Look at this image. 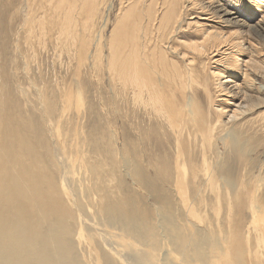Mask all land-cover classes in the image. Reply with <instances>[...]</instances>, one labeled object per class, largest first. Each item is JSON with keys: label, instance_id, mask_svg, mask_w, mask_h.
I'll list each match as a JSON object with an SVG mask.
<instances>
[{"label": "rangeland", "instance_id": "rangeland-1", "mask_svg": "<svg viewBox=\"0 0 264 264\" xmlns=\"http://www.w3.org/2000/svg\"><path fill=\"white\" fill-rule=\"evenodd\" d=\"M131 1L0 0L3 83L18 95L19 114L34 111L63 151L90 225L81 238L74 229L77 264H105L104 249L123 264H264V0H181L187 7L163 44L175 49L166 58L180 75L182 55L194 59L192 82L181 88L171 68L156 76L178 113L173 128L143 89L110 70V41ZM152 1L143 0L139 30L149 4L163 15L164 0ZM157 32L153 23L147 48L161 45ZM206 35L220 53L188 54L186 45H204ZM112 200L141 221L142 237L108 226L114 220L99 211Z\"/></svg>", "mask_w": 264, "mask_h": 264}, {"label": "bare ground", "instance_id": "bare-ground-1", "mask_svg": "<svg viewBox=\"0 0 264 264\" xmlns=\"http://www.w3.org/2000/svg\"><path fill=\"white\" fill-rule=\"evenodd\" d=\"M49 1L51 2V0ZM130 3L129 12L125 14L131 18V22L126 25V20L129 18L124 19L120 28H117L113 34L115 38L110 41V70H114L115 75L119 77L118 79H123L125 82L128 80L126 82L128 86L131 82L135 88L139 89H136L139 92L143 89V95L151 104L154 112L168 122V127L173 128L177 124L172 118L177 117L178 113L172 112L171 114L169 112V101L165 102V98H162V91L160 92L158 89L159 78L157 77L158 72L162 76L163 72L169 68L170 71L172 69L171 72H175V74L172 73L173 76L175 75L173 81L176 82L177 79L178 86L181 88H185V81L187 87L192 82L194 59L190 58L189 60L186 59V55H182V59L186 62V71L180 75L178 69L177 71L175 69L177 64L175 65L173 62L175 66L171 65L172 63L170 64L166 58L167 50L176 53L175 49L170 47L169 43L163 44L166 39H172L173 36L170 34L176 30L173 27L178 23L182 10L186 9L187 6L184 7L181 0H164L159 4V7H164V12L162 17L158 18L157 10L152 9L149 4L146 9L148 12L146 21L148 23L140 29L143 32V52H141L139 48V24L141 25L143 21L141 18L143 0H132ZM191 5H194V2H191ZM58 6L56 7H61ZM134 15L138 16L135 20ZM69 21L72 22L70 18ZM69 21L66 20L67 23ZM169 22L172 24L169 25ZM153 23L154 29L158 31L157 35L161 45L154 44L153 48H147L148 42L151 43L153 39L151 33ZM66 24L63 23L62 25L65 26ZM69 24L67 25L69 26ZM42 26L43 24L39 30L40 37L46 33ZM60 28L62 29V26ZM63 28L65 30V27ZM125 28L127 31L124 30ZM63 30L60 31L63 32ZM31 34L32 28H29L28 35ZM120 43L125 44L122 45V49H120ZM203 43L204 45H186L189 49L188 54L192 56L194 53L202 54L206 51L220 53L216 41L210 39L209 35L205 36ZM128 46L129 51L126 52ZM217 56L214 55L213 57L216 58ZM214 62L218 65L224 64L221 58ZM2 71L3 67L0 65V264H77V251L72 244L74 229L78 228V238H81L82 231L90 225L80 216L83 209L74 191L71 190L70 183L74 179H72L73 174L69 175L65 168L68 160L63 155V151L57 149L58 147L53 148V144L51 146L48 143V136L46 137L42 123L37 119V122L34 121V111L33 114H28L26 117L19 114L18 95H15L10 89L9 91L6 90L3 83L4 71ZM7 81L6 85L9 86L10 81ZM124 81L122 83L126 84ZM38 109L40 108L38 107ZM219 112L224 115L222 110ZM235 113L236 111H233L230 116L227 115V119L235 118ZM181 173L182 170L179 174L181 175ZM208 178L210 177L208 176ZM181 180L183 179L181 178ZM112 202L110 205L105 204L99 211L100 214L108 217V220H114L110 223L106 219L109 222L108 226L115 228L111 226L113 224L119 226V231H127L124 233V237L131 233L138 239L142 237L143 226L140 224L141 221L131 216L119 201L112 200ZM102 238L100 240L102 239L103 246L105 244L108 247L112 245L107 237L102 236ZM179 243H183V241L180 240ZM107 246L106 248H108ZM104 250L106 251L104 252V254L106 253L105 264H123V258L117 259L113 256L114 254L111 255L112 253H109L108 250Z\"/></svg>", "mask_w": 264, "mask_h": 264}]
</instances>
